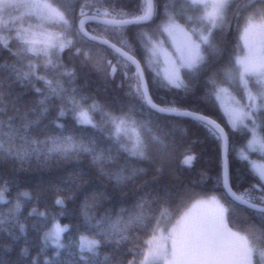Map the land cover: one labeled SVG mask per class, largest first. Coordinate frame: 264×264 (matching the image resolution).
<instances>
[{
  "label": "snow or ice",
  "instance_id": "1",
  "mask_svg": "<svg viewBox=\"0 0 264 264\" xmlns=\"http://www.w3.org/2000/svg\"><path fill=\"white\" fill-rule=\"evenodd\" d=\"M13 3L20 16L0 19V234L18 240L32 221L56 249L45 264H264V0L0 8ZM180 123L215 145L196 184ZM21 173L40 177L32 196ZM22 198L37 207L25 214Z\"/></svg>",
  "mask_w": 264,
  "mask_h": 264
},
{
  "label": "trees",
  "instance_id": "2",
  "mask_svg": "<svg viewBox=\"0 0 264 264\" xmlns=\"http://www.w3.org/2000/svg\"><path fill=\"white\" fill-rule=\"evenodd\" d=\"M234 39V38H232ZM5 55H0V61H3L6 59ZM163 95V94H162ZM29 97H24V100H28ZM168 99H171V97H168ZM109 103L114 104H120L123 103V94L120 91H115L112 93L111 96L108 97ZM157 102H160L159 99H157ZM163 106V105H162ZM59 123V122H58ZM43 124H48V121H43ZM42 124V126H43ZM171 132L176 137H187L191 139L193 142H196L195 151L199 153V159L196 161L195 170L191 172H186L184 174V179L191 180L193 184H196V182L200 179L198 172L201 169H207L214 171L216 166V149L215 145L211 142H198L197 138L199 137L202 140V133H200L195 128H191L189 126H186L183 123H180L178 126L172 127ZM40 179V177L37 174L33 173H21L20 174V191L22 192H28L29 196L33 195V186L36 184L37 180ZM175 182V181H174ZM209 188H211V185H208ZM195 191H200V187H197L194 189ZM15 190H13L12 196H15ZM210 195H218V193H214L211 191H208L205 196ZM12 197H9L8 194H5V199H10ZM49 204L51 203V200L49 199ZM22 211L25 212V214L31 212L32 207H37V205L34 202H31L28 198H22ZM2 207V205H0ZM71 207V206H70ZM174 207L172 206L169 210L174 212ZM38 211L45 212L46 209L42 206L38 207ZM38 219V218H37ZM57 219L62 224H69L70 223V216H58ZM32 221H29V227L27 230V234H20L17 232V234L20 236L18 240H13L11 237H8L6 235L0 234V258H8V259H23L25 262H30L32 260H36L37 264H45L46 260L52 259L54 257L55 253V246L54 244L49 241L47 246L43 244V238L42 234L38 233L36 230H34L31 227ZM257 226L259 225V221H256ZM11 245V250H7L6 246ZM27 247L28 254L22 255L23 248ZM64 259H70L68 257L67 253H64L63 256Z\"/></svg>",
  "mask_w": 264,
  "mask_h": 264
},
{
  "label": "rangeland",
  "instance_id": "3",
  "mask_svg": "<svg viewBox=\"0 0 264 264\" xmlns=\"http://www.w3.org/2000/svg\"><path fill=\"white\" fill-rule=\"evenodd\" d=\"M23 11L22 8L17 7L14 3L11 4L9 7L6 8H0V19H7L9 21H12L14 18L20 16L21 12ZM210 196H203L204 199H209ZM194 202V201H193ZM190 206V205H189ZM178 218V217H177ZM60 223V222H59ZM174 223V221H173ZM61 225H64L60 223Z\"/></svg>",
  "mask_w": 264,
  "mask_h": 264
}]
</instances>
